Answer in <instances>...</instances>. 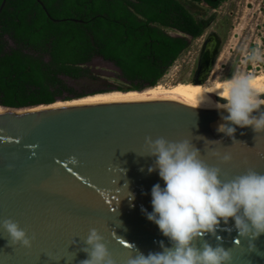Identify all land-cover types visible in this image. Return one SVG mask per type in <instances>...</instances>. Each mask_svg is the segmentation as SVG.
<instances>
[{
    "label": "water",
    "instance_id": "water-1",
    "mask_svg": "<svg viewBox=\"0 0 264 264\" xmlns=\"http://www.w3.org/2000/svg\"><path fill=\"white\" fill-rule=\"evenodd\" d=\"M215 18L203 21L205 28ZM213 37L197 76L204 69L210 74L219 55L221 44ZM194 83L206 84L198 78ZM216 102L226 103L221 98L150 97L57 108L0 107V223L11 219L34 237L30 249L10 246L0 230V264H56V258H62L58 264H80L88 258L81 249L92 228L104 236L115 264H128L136 250L144 255L162 251L161 241L171 247L141 211H152L151 188L163 186L158 171L148 172L153 158L139 156L146 138L192 141L207 164L221 169V179L248 169L264 174V133L237 127V141H232L217 132L221 115L227 113L216 109ZM224 155L231 160L224 163ZM127 191L134 200L124 196ZM228 227H233L230 234L218 230L221 241L210 234L203 239L222 243L231 252L232 264H264V234L253 241L262 254L257 255L249 251L248 240H235L234 221Z\"/></svg>",
    "mask_w": 264,
    "mask_h": 264
},
{
    "label": "trees",
    "instance_id": "trees-1",
    "mask_svg": "<svg viewBox=\"0 0 264 264\" xmlns=\"http://www.w3.org/2000/svg\"><path fill=\"white\" fill-rule=\"evenodd\" d=\"M41 1L59 22L37 0H7L0 14V107L86 98L78 86L103 80L99 60L130 86L118 91L144 92L189 50L190 36L204 33L199 11L184 0Z\"/></svg>",
    "mask_w": 264,
    "mask_h": 264
},
{
    "label": "clouds",
    "instance_id": "clouds-1",
    "mask_svg": "<svg viewBox=\"0 0 264 264\" xmlns=\"http://www.w3.org/2000/svg\"><path fill=\"white\" fill-rule=\"evenodd\" d=\"M245 62H264V51L253 48L246 53ZM253 85L251 74L236 71L222 85L205 89L210 92L222 88L217 96L226 103L216 102L215 108L222 109L227 115H221L223 122L216 130L232 141H237V127H251L256 134L264 133V110H261L264 99ZM213 155L220 154L214 152ZM139 156L153 158L148 172L158 171L163 181V186L157 183L151 188L152 211L143 207L141 211L158 226L171 247L161 241L162 251L144 255L136 250L137 254L128 264H232L231 252L222 243L212 245L203 239L210 234L221 241L217 232L230 234L233 231V227H228L230 220L234 221L237 231L235 240H248L249 251L262 255L253 241L264 234V174L248 169L242 175L221 179V169L207 164L200 150L187 139L173 142L163 137L155 140L148 137L144 153ZM230 160V155L222 158L224 163ZM72 162L77 163L75 158ZM125 185L127 189V183ZM124 196L130 201L135 198L129 191ZM0 230L6 234L8 245L32 247L34 237H30L17 222L6 219L0 223ZM198 240L202 241L199 245ZM84 243L81 250L88 258L80 264H115L104 236L97 229H90ZM131 247L135 248L134 245ZM61 259L56 258V264Z\"/></svg>",
    "mask_w": 264,
    "mask_h": 264
},
{
    "label": "rangeland",
    "instance_id": "rangeland-1",
    "mask_svg": "<svg viewBox=\"0 0 264 264\" xmlns=\"http://www.w3.org/2000/svg\"><path fill=\"white\" fill-rule=\"evenodd\" d=\"M212 14L213 12L208 10L207 16ZM217 16L216 24L206 31L205 37L191 40L189 50L175 63L159 85L171 89L180 83L194 82L192 75L197 68L202 45L211 32L223 35L225 41L215 61L212 79L206 84L229 79L236 71L248 74L264 73V62H245L246 53L253 48L264 51V0H224ZM94 68L102 74L103 80L78 86L85 89L88 96L105 94L101 92L107 90L118 92L119 88H130L120 79L119 70L113 64L99 60L94 64ZM66 102L70 101L59 100L57 103Z\"/></svg>",
    "mask_w": 264,
    "mask_h": 264
},
{
    "label": "bare ground",
    "instance_id": "bare-ground-1",
    "mask_svg": "<svg viewBox=\"0 0 264 264\" xmlns=\"http://www.w3.org/2000/svg\"><path fill=\"white\" fill-rule=\"evenodd\" d=\"M214 44V37L212 42H210L211 49ZM254 77V85L253 87L257 91L258 94H264V73L259 74H251ZM227 80V79H226ZM223 81L216 82L214 84H205L203 86H198L194 82L193 83H180L174 86L171 89H167L158 85L155 88L146 90L144 92H110L105 94H97L88 96L83 99H78L77 101H70L66 103H56L49 108H57L64 106H74V105H84L96 101L102 100H117V99H133V98H150V97H175V98H198V99H211L218 100L220 97L217 96V93L222 91V88H216L214 91L206 92L205 89L212 88L214 85H222ZM222 99V98H221ZM47 107H41L39 109H44ZM0 112H3L0 109Z\"/></svg>",
    "mask_w": 264,
    "mask_h": 264
},
{
    "label": "flooded vegetation",
    "instance_id": "flooded-vegetation-1",
    "mask_svg": "<svg viewBox=\"0 0 264 264\" xmlns=\"http://www.w3.org/2000/svg\"><path fill=\"white\" fill-rule=\"evenodd\" d=\"M184 1H185V3L187 4L188 7L195 8L196 10L199 11V14L201 16V20H200L201 23L203 21H206L207 18H208V20H210V19L216 17L214 22H213V24L209 28H211L213 25L216 24V22L218 20V16H217L218 9L222 6V4L224 2V0H184ZM208 10H211L213 12V14L210 17L207 16ZM209 28H205V26H204V33L198 39L205 37L206 31ZM213 35H217L218 36V39H219L220 44H221V47H223V45H224L225 38H224L223 35L218 34L216 32H211V33H209L206 36V39H205V41H204V43L202 45L201 55L199 57L197 68L195 69V71H194V73L192 75V81H195L198 78L200 82L207 83V82L211 81V79H212V74L214 72L215 65L213 66L212 71H211L210 74H206L205 71H207V70L204 69L199 74V76H197V71H198V69L200 67V61L202 59V54L204 52V49L205 48L208 49V47H210L209 44L213 40V38H212ZM189 39H190V41L191 40H198V39H194L192 36H190ZM229 77H230V75L227 76V78H229Z\"/></svg>",
    "mask_w": 264,
    "mask_h": 264
}]
</instances>
